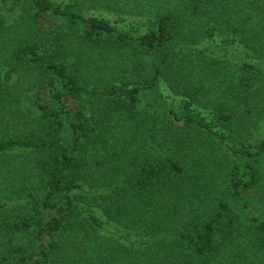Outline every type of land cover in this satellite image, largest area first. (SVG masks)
Returning <instances> with one entry per match:
<instances>
[{
    "label": "trees",
    "instance_id": "1",
    "mask_svg": "<svg viewBox=\"0 0 264 264\" xmlns=\"http://www.w3.org/2000/svg\"><path fill=\"white\" fill-rule=\"evenodd\" d=\"M0 1L28 21L31 34L12 50L5 81L19 70L34 74L33 105L45 133L36 140L0 139V155L18 148L43 152L38 188L0 219V264H56L64 243L96 238L101 223L95 209L133 232L141 227L156 232L165 259L174 251V263L164 259L162 264L216 260L237 234V201L253 235L264 243V220L244 199L262 179L264 96L254 85L264 78V60H230L208 46H189L213 38L226 21L234 23L232 33L264 40V0H240L246 16L237 17V0L168 10L149 20L139 35L82 15L73 3ZM93 51L125 52L135 85L91 87L89 65L73 56ZM229 68L234 70L215 81ZM161 80L182 98L176 109L158 100L142 103L144 91ZM197 108L208 109L211 117ZM121 114L125 125L130 119L137 128L145 126L150 149L158 153L130 155L123 162L128 151L112 141ZM223 144L231 150L230 160ZM115 157L119 163L112 162Z\"/></svg>",
    "mask_w": 264,
    "mask_h": 264
},
{
    "label": "rangeland",
    "instance_id": "2",
    "mask_svg": "<svg viewBox=\"0 0 264 264\" xmlns=\"http://www.w3.org/2000/svg\"><path fill=\"white\" fill-rule=\"evenodd\" d=\"M53 1L77 4L82 15L104 18L121 31L139 35L147 31L148 21L154 19L158 14L168 10L182 12L188 9L189 11L191 6H200V2L204 0ZM225 5L229 6L227 2ZM202 6H207V4L203 3ZM237 10V13H233V17H237L238 13L246 16V13H243L246 11V5L240 0H237ZM239 10L242 11L239 12ZM233 12L236 11L233 10ZM195 17L197 16L195 15ZM230 24L234 23L226 21V24L221 26L222 29L216 31L215 36L208 41L204 39L197 45L189 44V46L193 48L208 46L212 52L224 55L230 60H246L255 64L264 60V56H259L260 53L257 51L262 47V54H264V40L251 42L242 34L232 33ZM247 25H252V23L249 22ZM193 26L191 23L188 28L193 29ZM245 35L251 36L250 33H245ZM30 36L28 21L23 19L18 12L9 10L7 5L0 1V81L4 82L0 100V139L36 140L45 135L38 124L39 112L33 105L34 74L19 70L5 81L12 50L14 51L18 43L24 42ZM126 55L125 52L101 53L93 51L85 53L82 58L79 55H74L73 59L74 61L78 60L82 65H89L85 71L89 76L91 87L102 89L106 83L132 87L137 80L130 76L132 62L131 57L130 61L126 60L128 57ZM119 62L122 64L121 66H119ZM231 70L234 69H223L215 81L219 82V78L228 76ZM211 83L213 84V82ZM254 87L259 90L261 96H264V78L256 82ZM213 88L212 90H215ZM143 94L145 98L142 99V103L158 100L174 109L182 101V98L171 92L162 80L156 87L144 91ZM197 110L202 115L211 117L208 109L197 108ZM125 115L121 114L120 118H117L120 121L116 124L112 140L116 146L122 145L124 151H128V154L122 155L123 162L127 161L130 155L148 157L153 151L158 153V148L150 149V138L145 132V126L142 124L137 128L130 119L125 125V120H122L126 117ZM136 116L129 115V118H137ZM222 146L227 151L226 155L230 160L231 150L226 149L224 144ZM237 146H240L238 142ZM101 152L104 153L103 150ZM102 153L98 154L99 158L103 157ZM122 153L124 152L122 151ZM214 155L217 156V152ZM42 158V151L31 148H18L0 155V205L9 201L0 207V219L8 211L17 209L18 199H25L28 192H34L38 188L40 180L38 165ZM106 158L109 159L110 155H107ZM220 159H222V155ZM112 162L119 163L116 157ZM123 162L120 164L125 165ZM223 166L228 170L229 165L223 164ZM99 168L102 170L103 166L100 165ZM225 172L226 169L223 173ZM261 173L262 179L259 185L244 199L248 200L253 215L264 220V160ZM233 210L236 219L238 218L237 234L231 242L225 243L227 246L211 264H264V243L262 244L261 240L258 241L253 235L252 223L248 219L246 211L238 201L233 204ZM95 211L96 217L101 223L96 238L88 241L87 244L77 245L79 241L64 243L56 264H162L164 262L165 248L156 242L158 238L156 232H151V229L143 227L133 232L127 226L116 225L109 221L99 209H95ZM173 253L174 251L165 260L174 263L171 255Z\"/></svg>",
    "mask_w": 264,
    "mask_h": 264
}]
</instances>
